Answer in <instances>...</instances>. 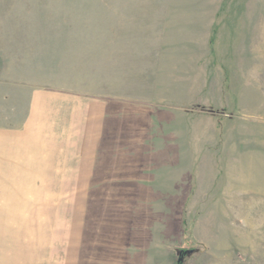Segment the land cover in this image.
<instances>
[{
	"label": "rangeland",
	"instance_id": "374dc122",
	"mask_svg": "<svg viewBox=\"0 0 264 264\" xmlns=\"http://www.w3.org/2000/svg\"><path fill=\"white\" fill-rule=\"evenodd\" d=\"M0 69V264H264V0H0Z\"/></svg>",
	"mask_w": 264,
	"mask_h": 264
},
{
	"label": "crops",
	"instance_id": "0c3cea01",
	"mask_svg": "<svg viewBox=\"0 0 264 264\" xmlns=\"http://www.w3.org/2000/svg\"><path fill=\"white\" fill-rule=\"evenodd\" d=\"M1 72H2V70L0 69V73ZM37 106L39 108V111H42L43 114H36V116H35L36 117L35 122L37 123L36 125H38L40 123L39 126H41V127L47 126L48 123H49L50 117L59 115V111H60L59 102L54 103V106L53 105L50 106V105H48V103L38 102ZM38 134H40V133H38ZM4 136H6V135H4ZM36 139H38V138H36ZM17 147L21 148L22 147V143H17V144L0 143V165L4 164L3 162H5V163L8 162L9 159L12 158V157H17L18 156L19 152L15 151V149ZM3 167H4L3 165L0 166V170ZM22 167H20L19 169L14 168L13 170L8 167L6 169V172L12 174L13 172L22 171ZM22 178H20V179H22ZM6 179L17 180L15 177H11L9 175L8 176H4L0 180H6ZM10 198L11 199H8L7 194L5 192H3V190L0 191V199L3 200V202H2L3 207H0V211L6 212L7 210H12V209L6 208V206L9 203H12V202L15 201V200H13L14 196H10ZM6 230H7L6 228H3V232H6Z\"/></svg>",
	"mask_w": 264,
	"mask_h": 264
},
{
	"label": "trees",
	"instance_id": "16d2710c",
	"mask_svg": "<svg viewBox=\"0 0 264 264\" xmlns=\"http://www.w3.org/2000/svg\"><path fill=\"white\" fill-rule=\"evenodd\" d=\"M181 264V263H180Z\"/></svg>",
	"mask_w": 264,
	"mask_h": 264
}]
</instances>
